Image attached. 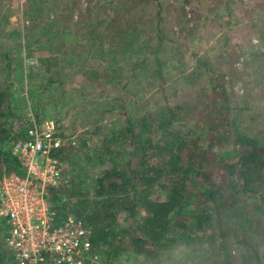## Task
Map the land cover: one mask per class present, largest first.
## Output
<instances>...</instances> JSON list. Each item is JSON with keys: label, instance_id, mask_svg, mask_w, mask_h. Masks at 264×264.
Returning <instances> with one entry per match:
<instances>
[{"label": "trees", "instance_id": "1", "mask_svg": "<svg viewBox=\"0 0 264 264\" xmlns=\"http://www.w3.org/2000/svg\"><path fill=\"white\" fill-rule=\"evenodd\" d=\"M38 2L27 13L24 48L47 52L36 57L47 84L55 87L70 67L94 86L121 90L108 108L87 111L80 144L64 139L57 154L71 162L72 177L48 188L51 208L93 226L100 264H264V0H252L262 49L247 57L251 78L230 55L194 47L201 24L239 22L238 0L201 8L186 0L168 15L163 0ZM38 74L29 75L33 99ZM11 75L10 62L0 67V179L26 174L12 153L22 116L10 99ZM113 109L118 128L102 122ZM0 264H14L1 228Z\"/></svg>", "mask_w": 264, "mask_h": 264}, {"label": "rangeland", "instance_id": "2", "mask_svg": "<svg viewBox=\"0 0 264 264\" xmlns=\"http://www.w3.org/2000/svg\"><path fill=\"white\" fill-rule=\"evenodd\" d=\"M163 1L164 7L168 8V12L165 13L167 15L172 12V4L183 5L186 2V0ZM209 2H215V0H200L195 5L201 8L207 6ZM238 2L240 7L244 8L243 13H238L234 19V21L239 20V22L234 23L231 28L217 26L214 23H205V26L201 24V37L197 44H194V47L197 46L201 53H207L217 59L230 55L232 60L235 59V66L242 71L246 68V73L251 78L254 68L248 58L252 53L262 49L259 42L255 40L253 22L251 21L257 16L258 11L252 6V0H238ZM40 6L38 0H0V67L10 62V69H12L10 99L22 116L21 119L16 120L15 127L20 130L22 125L28 123L31 116H34L39 123L53 120L56 122L58 134L63 142L64 139H71L76 144H80L81 138L87 132V128H84L80 121L84 120L87 111L97 109L101 112L103 108H108L104 102L113 96H119L121 90L117 86H94L84 81L80 74H73L70 67L65 69L55 87L47 84L43 75L38 74V68L36 69V57L45 56L47 52L36 50L32 55H29L24 48V44L27 43L25 34L31 26V20L27 13L30 12V9L34 10ZM191 6L193 5H185L188 17H192ZM170 20L173 21L174 19L170 17ZM191 50L193 49L190 48L187 58H191ZM2 52H9V56L7 58L2 56ZM33 72L38 74L35 77L40 89V96L37 99H33L29 95L32 86L29 75L34 74ZM241 85L242 83L237 81L234 91L241 93ZM229 89L231 90L230 87ZM156 102L161 101L158 97L152 98L149 106L155 107ZM110 112L103 116V124L115 128L120 127L123 123L118 109H113ZM98 117H101L100 113ZM88 120L91 119L88 118ZM20 132L19 137L21 138L24 133L23 130ZM217 150L228 152L231 151V146L219 147ZM67 162L69 165L64 163L70 182L71 168L73 167L69 160ZM263 248L261 245L260 250L263 251ZM181 251L182 249H176L174 253L178 255ZM122 263L126 262L123 261Z\"/></svg>", "mask_w": 264, "mask_h": 264}, {"label": "built area", "instance_id": "3", "mask_svg": "<svg viewBox=\"0 0 264 264\" xmlns=\"http://www.w3.org/2000/svg\"><path fill=\"white\" fill-rule=\"evenodd\" d=\"M21 128L12 153L26 174L0 179V228L14 264H100L93 226L73 214L60 217L47 199L48 188L69 183L56 122L31 116Z\"/></svg>", "mask_w": 264, "mask_h": 264}]
</instances>
